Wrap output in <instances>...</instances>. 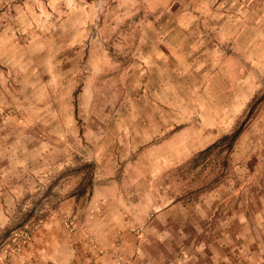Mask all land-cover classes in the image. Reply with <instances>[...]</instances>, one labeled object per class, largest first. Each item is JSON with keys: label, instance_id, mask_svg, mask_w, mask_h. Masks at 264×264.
<instances>
[{"label": "rangeland", "instance_id": "374dc122", "mask_svg": "<svg viewBox=\"0 0 264 264\" xmlns=\"http://www.w3.org/2000/svg\"><path fill=\"white\" fill-rule=\"evenodd\" d=\"M261 159L264 0H0V264L138 235Z\"/></svg>", "mask_w": 264, "mask_h": 264}, {"label": "crops", "instance_id": "0c3cea01", "mask_svg": "<svg viewBox=\"0 0 264 264\" xmlns=\"http://www.w3.org/2000/svg\"><path fill=\"white\" fill-rule=\"evenodd\" d=\"M259 161L263 166L264 159ZM43 234L50 236L33 241L35 259L27 262L262 264L264 173L261 170L245 173L244 183L235 190L211 191L197 202L180 201L165 207L153 216L144 232L138 231V235L121 234L119 227L107 234L115 235L114 238L81 232L77 239L65 228L43 231Z\"/></svg>", "mask_w": 264, "mask_h": 264}, {"label": "built area", "instance_id": "2783aa9c", "mask_svg": "<svg viewBox=\"0 0 264 264\" xmlns=\"http://www.w3.org/2000/svg\"><path fill=\"white\" fill-rule=\"evenodd\" d=\"M262 264H264V263H262Z\"/></svg>", "mask_w": 264, "mask_h": 264}]
</instances>
